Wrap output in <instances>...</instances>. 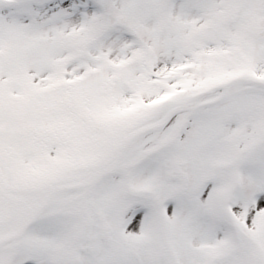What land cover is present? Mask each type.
Listing matches in <instances>:
<instances>
[{"label":"snow or ice","instance_id":"snow-or-ice-1","mask_svg":"<svg viewBox=\"0 0 264 264\" xmlns=\"http://www.w3.org/2000/svg\"><path fill=\"white\" fill-rule=\"evenodd\" d=\"M0 264H264V0H0Z\"/></svg>","mask_w":264,"mask_h":264}]
</instances>
